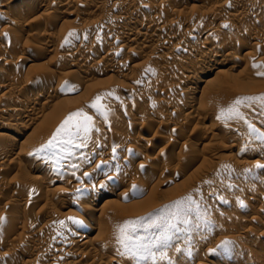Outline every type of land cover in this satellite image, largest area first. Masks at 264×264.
<instances>
[{
  "label": "rangeland",
  "instance_id": "rangeland-1",
  "mask_svg": "<svg viewBox=\"0 0 264 264\" xmlns=\"http://www.w3.org/2000/svg\"><path fill=\"white\" fill-rule=\"evenodd\" d=\"M20 1L21 0L19 1L16 0L15 2H20ZM84 1L86 2V0ZM88 1L90 2L89 3L90 5L91 3L100 4L103 0H95V1L88 0ZM88 1L86 2V4L84 2L83 5L78 6L79 8L76 6L77 8L76 9L75 6H71V4L69 5L64 4L63 3L64 1H61V0H54L55 3H53L52 6L50 5L47 6L48 3H44V1L42 0H33V1L31 0L30 4L26 8H24V10L19 12L20 14L18 13L14 15V18H13L14 21L12 20V22L8 20V17H10L9 16L10 13L6 9H8V7L12 4L13 0H4L3 1L4 5L3 6L1 5L2 7L0 6V38H1L0 39V47H1L0 48V55H1L0 58L3 57V58H7L8 60L11 59L10 61L13 62V64H11L12 62H10V65H4L5 67L0 66V69H2V71H0L1 73L0 85L4 84V82L9 83V81L11 82L13 80L14 81L16 80L17 81L16 83L19 86L18 87L19 92H17L16 94L14 93L13 95L15 98L9 95L10 97L6 98V100L8 99V101L6 100L2 101V99H5L3 97L0 100V104L2 102L3 103L5 102L4 104L7 106V103L9 105V103L11 104L10 101L14 99H18V98L20 99V97L21 98H29V97L39 98L40 97L39 104H38L39 106H36L33 109L30 108L32 111L30 110V112H28L27 115H24V117L23 115L22 116L20 115L18 118L19 120L17 119L18 122L16 121V124H18L16 126H18L19 129L22 130V132L24 130L26 131V133L34 132L35 134L37 133V135L42 134L43 129H41L40 126H37L34 123H31V125L29 126L27 124L29 115L30 117H32V114H33L34 116L32 118H35V116H37V114L40 113L39 117L37 116L38 118L37 117L36 118L42 119L44 122L48 121L46 132L44 133L48 136V139L50 140L57 133V129L61 127L63 121L71 113L82 110L83 112H85L86 114L92 117V127L94 126L95 121H96L97 122L96 124L97 125L100 124L101 126V127L98 126L99 128H104L106 132L108 131L107 132L108 134L106 133L107 136L105 135L104 138L101 137V139L97 138L98 140L95 139L98 142L95 141L96 142L95 145L89 148L87 146L74 147L72 145H65V147L69 146L67 147L68 149L67 151L69 152L72 151V153H74V150H75V153H79V154H84L88 152L93 153L95 158L93 157L94 160L92 159L91 163H88L87 166L90 169L94 165H95L94 167H96L95 169L93 168V170L95 171L91 169L94 172L93 176L87 177V178L86 176H84V173H83L84 170H79L76 167L77 163L80 164L79 161L77 162L75 160L74 161V163H76L75 166L73 168L71 167L72 173L76 172L77 174L76 173L75 174L77 176L80 175L78 176V179L80 180V182L78 181V179L76 180L78 181L79 185L86 183L88 187L87 189H89L88 193L83 191L81 194V192L75 191L73 185L74 184L76 185L77 182L69 181L73 185L68 183L67 181H62V183L60 181V184L59 182L57 183L59 187L61 186V187L66 188L67 186L70 187L71 185V187L73 188L72 191H71L72 188L71 187L69 188L70 195H68V197L70 198L68 200H70L72 204L67 203V206H66V204H62V203L60 204L59 202H56L57 201L56 198H53V195L51 193L46 194L47 191L45 192V189L47 187L45 186V184H41L40 186L38 185L39 188L43 187L42 189L40 188L41 192L43 191V195L40 194L41 195L40 196L38 193H35V192H32L33 194H31V191H30V195L33 196L35 193L38 196L34 195V197L32 198L31 196L30 197L27 196L29 195L28 194L29 190L25 186L27 187L30 186L31 178L39 174L36 172L34 168L27 166L25 162L26 160H24L23 158L22 159L20 158L19 161H17L18 163L16 162V165L14 164V167H13L14 169H12V167L10 166L12 164L6 163L8 160L12 159L14 156L16 157V158L14 157L15 161L20 157V156L18 157L17 155L18 153H20L19 150H18L19 152L17 151V149H19L20 147L17 146L16 147L17 149L16 148L14 149L15 151L11 150V148L10 149L8 148L9 150H5L1 142L3 139L2 138L3 136L7 137V136L14 135L11 133L13 130V127L8 126L10 124L9 123L10 118H11L10 116L13 115L14 109L2 116L0 115V119L2 120V121L0 120V127H2L0 128V139L2 138L0 140V143L2 145V146L0 145V149L3 152H5L4 154H5V161H6L5 162L6 164L3 163L5 164V166H0L1 168L0 175L3 176L2 177L3 180L5 179L6 181L8 180L7 182L13 183V184H10L8 187H4V188L0 187V218L4 217L3 219H0V220L5 222V223L3 222L5 225L2 222H0V264H20L19 262L23 264V262L25 261L30 262V263L32 262V264H38V263L48 264L50 258L49 260H48V257L45 259H42L43 261L40 260L41 258H39L38 255L32 251V246L38 243L39 241L47 240L49 238L50 240L60 239L58 238L60 235H61L60 236L61 238L68 237L67 236L68 233H65V232H64L65 234L63 233L64 223L63 224L60 223L63 220H66V222L65 221L64 222L66 224L69 223V226L72 224L70 226L71 230L73 229V225H74L75 230H72V231L73 232L75 231V234L73 233V237L77 233H84V235H86L88 238H92L96 236L98 234V230H97V227L96 228L94 227V225L97 223L96 221L99 220L98 219L99 212L103 209L102 208L104 207L103 202L108 196H109L108 198L110 200H113L114 203L109 204V208L111 209L106 208L107 211L105 212H109V215L107 213L105 214H107L109 218L107 215H104L101 218V220H99L100 222L99 224L105 225L107 232L109 231L110 234L111 232H113V234H111L112 235L111 242L113 243V249L111 252L104 254L105 256H107V257L104 256L106 260L111 258L112 261H115L112 264H137V262L133 260L132 257L118 253V247L122 248L125 243L129 242L127 240L120 239L121 237L120 227L121 226H123L128 221H141L143 222L144 226L134 225L130 227L127 231L130 233L133 231V229H135L136 235H138L139 237L151 238L154 235L158 234V229L155 227H149L148 225L153 224V223L162 224L163 221L155 219V217L157 216L158 213L162 212L165 206H171L176 201H184L182 208L190 209L189 215L187 217L189 220V223L187 225H184V224L177 225L179 228L182 229V231L176 233V236L172 241V244L174 245V247H170L165 250L167 254L166 259L160 260L159 255H157V260L155 262L151 260H147V261H140V264H262V263L264 264V239H263L264 237L261 239V241H257L258 234L263 232L262 230L264 229V202L259 201L257 199L256 200L252 199V198H255V196L258 194L264 195V167L263 166L257 167L258 164L254 163V160L256 161L262 160L264 162V139L260 138L261 136H264V133L263 134L261 133L264 130V101H260V100L253 101V100L245 99L247 97L264 96V76L257 75L258 72H264V69H263L264 67H259V68L253 67V64H257L256 62L257 61L259 62L260 59L262 60L258 64L261 63L260 65L262 66L264 65V45H263L264 43L261 45L258 44L259 46L258 47L255 46L254 48L252 46L250 47V45L246 43L247 42L246 40L240 39L239 37H240V34H242V32L238 33L237 31L239 30L245 31L247 28H249L246 25V23L248 24L249 22L247 21L246 23H244V20L241 21L240 24L243 22L245 25L244 29H242V27L240 26H244V25H240L238 22H236L237 24H235V22L231 20L232 18H231L230 13L232 14V11L229 9L226 10L227 8L222 10L219 5V4H223L227 6V5L235 4V2H239V1H242L244 4H250V3L257 2L258 0H221V1L220 0H212V1L211 0H173V1L172 0H148L147 1L148 5L152 3L150 4V7L154 3H155L154 6L156 7L160 3V1L162 3L164 2L163 4L160 3V5L162 4V6L158 8L159 10L163 9L161 12V16H159L161 19V23L159 22L157 25H155L156 29H155V26L154 28L150 27L149 30L151 31V33L155 32L156 35H160L163 37L165 36V34L174 35L173 39L168 41L167 46L166 45L163 46L164 49L162 47L161 48L159 47L157 48V50L150 49L152 47V44L149 43L150 44L149 45L148 42L146 44V42L142 43V41H139L138 44L131 45L132 47L125 46L124 48V45L122 44H121L122 46L118 45L119 43L123 41L122 38H121V41L118 39V37H116V39H118L117 41L115 38L109 37L110 40L108 39V37L106 39L102 38V34H103L102 31L109 29L111 27L117 28L116 27L117 25L118 27L123 25L122 22H120L118 19V17H120L119 9L116 7L109 8L108 6L105 7L103 10L99 8L94 9V8H91V6L87 4ZM115 1H118V0H115ZM81 2L83 3V0H81ZM216 2L218 3L217 5H216ZM258 2H262L261 8H260L261 11L259 8H256V10L255 9L253 10V13H264V11H262L264 10V0H259ZM45 4L47 7L45 6ZM48 7L51 8L54 12L51 11V9H48ZM150 10L149 8L148 9L139 8L137 9L135 14H137L138 17L144 16V17L153 18L155 15L157 16V13L159 12V10L158 11L151 10L152 13ZM212 10L219 13L220 19H216V20L213 19L214 21L212 22V20L209 18L207 19V17H204V18L201 17L206 12L209 13V11L211 12ZM225 10L228 12L223 13V11ZM64 11L65 12L68 11V15H63ZM69 11L72 12V15H70ZM52 12L55 14L53 15L54 18H51L53 14ZM90 12L93 14H91ZM28 17L33 19L34 21L33 20L31 21V19H29ZM35 18H38L37 20L39 21H37ZM172 18L174 19V23L172 22L173 23L172 25H174V27L171 26V23H168L169 21H171ZM202 18L204 20H202ZM188 20H190L191 23ZM175 21L177 22L179 27L176 25ZM185 22L188 24L190 23L189 27L191 28V30L195 29L196 32L199 31V33H202V34H204V32L210 28L209 26L214 27L215 29L217 25L219 24V27H222L223 29L216 28L220 31L215 29L217 32L216 34L214 33L215 32L214 30V32H212L213 34L210 33L211 35L210 34L209 36L206 35L207 36V37L205 36L206 42L203 39L201 40V42L198 40H197L198 42H194L195 39H191L190 37L188 38V35L185 32V26L187 25V24L185 25ZM227 22L228 23L234 22L233 24H235V26L237 25L236 29L232 28L234 31L232 29L231 30L227 29L224 25V23L227 24ZM138 23H140L141 25L142 21L139 22L137 18V24ZM27 24H30V25H27ZM142 24L143 25H141V27L146 28L147 25L144 23ZM248 25L251 26V28L253 27L252 28L253 31L256 30L258 34H261L259 30L261 27L259 24L251 25L249 23ZM95 26H97L96 27L97 30L95 29ZM137 26H138L137 28H140L139 25ZM93 27L95 31L94 30L92 31ZM251 28H249V30H251ZM4 29H6L5 32H4ZM85 30L87 33L84 32ZM6 32L7 33L9 32V34H7ZM31 34L33 35L31 36ZM10 35L14 36L16 39ZM18 35L19 37H17ZM36 38L38 39L37 41L34 42ZM48 38L55 39V41L54 40L53 41L56 44L58 43V45L55 46L56 48L51 51L47 48V46H45L46 40ZM218 38H222L225 40L222 42H227L226 40H228V42L230 41V43L236 47H240V46L242 47V44L246 43L248 47H246L247 45L245 47L249 49L248 51L251 53V57H252V58L250 57L249 59L250 64L245 62L246 60L248 61V58H249L248 54L250 56V53L246 50L245 53L248 52L245 56L246 58L243 60L242 59L239 60L240 62L236 61L234 63L235 65L233 69L231 70V72H229L230 76H232L231 79H226L223 82L219 81V85L220 86L222 85L221 87L218 85V83L207 85L205 87L206 88L208 86L209 87L203 91V89L205 88L204 86L202 87V85H200L199 88L195 91L196 92L195 95L192 96V98L194 97V101L193 100L192 101L193 103L196 104V106L194 104L192 106V109L194 110L196 108L198 110L197 106H201L199 107V109L201 108V111H200L201 115H199L200 114L199 113L196 116L197 117L201 116L202 118L203 115L212 113L215 121L214 120L211 121L210 119H206V118L198 119L196 116L192 117L193 115L192 114L190 118L191 120L188 121L189 123L184 125L183 126L184 128L180 127L182 131H181V134H179V136L175 140L176 143H173V145H167V146H165L166 144L164 145L162 141L161 143H159L160 137L170 136L172 132L175 133L176 130L178 129L177 127L180 126L181 120L185 117L184 116L185 113H187V111H188V114L190 113L189 110H186V109L185 110L182 109L183 111L180 110L178 114L176 112L173 113L174 112V111L172 112L173 108H170V107H172V105L174 104L173 102L175 101L174 99L179 97V94L181 97V93H180L181 90L179 89L180 92L175 91L176 93H174L173 92L174 90H173L172 91L173 93L171 94H174V95H170L169 92L168 93L163 92V88L161 87L163 86L162 79H165L164 83L166 84L168 83L170 87H172L174 84L176 85V83L177 85L179 84L178 85L179 87L181 88L184 87L182 85L185 79H182V76H181L182 72H179V71L180 69L182 70V65L186 62V59L184 57L185 55L184 54L182 55L179 52H174L172 53V55H170L168 54V52H171V50L169 49L173 47L176 44V42L179 40H181L182 42L186 40L185 41L186 43L194 42L193 44H199V43L201 44L202 42L206 44L208 42L207 43L208 45L214 43L213 41H215L214 45L216 46V48L215 46H213V44H212V47L215 49H218L220 48L219 46L222 45L221 42L218 41ZM104 40H106V42ZM113 40L115 41V44H117L120 48H117L116 49L117 51H115L116 53L114 52V54L111 56L112 58H109V60L112 62H109V61L106 62V60L103 59L104 50H105L107 43L110 44V42H113L111 43L112 46L113 45L116 46ZM217 41L220 43V45L218 44ZM16 43H18V45ZM143 46H145V48L148 46L149 48L148 47L147 48L150 50L144 49L145 52L147 53L138 54L137 52L140 51V49ZM136 47L140 49L138 50ZM132 48L135 50L134 52L133 50H130ZM80 50L82 52L85 51L84 55L87 56V57L85 56L86 58L84 57L82 59H79L80 61L77 58H71L72 56L75 55V53L81 52ZM151 50L153 52H151V54L150 53L148 54V51L150 52ZM72 53L74 55H72ZM65 55H66V59L64 57ZM69 55L71 57H69ZM62 56L64 57V59ZM253 58L254 59L256 58L255 60L257 59L259 60L254 61ZM72 59L74 60V62H71L73 61ZM251 61L254 63H251ZM178 62L179 63L181 62V63L179 64ZM116 64H117V67L120 66L119 68L121 70L119 68H116L118 70L115 69L111 71V68H108L109 65L116 66ZM77 65L79 67L84 66V68L86 66V68L83 69L81 73L79 72V69H78L79 67ZM74 66H76L77 69L76 67L74 68ZM152 70L153 72L156 70L157 73L156 72L150 73V71ZM198 70L196 69L195 73L198 72V74L197 73L196 74L199 76V73L201 74V70L199 71ZM52 72H55L58 75L56 77L53 76L52 78V74H51ZM233 76L235 78H233ZM11 78L12 79L14 78V79L10 80ZM1 79H2V82L4 80L3 83H1ZM25 79L32 80L34 82L36 81V82L35 83L33 82L27 87L22 86ZM66 82L68 85H74L75 88L73 90H68L65 87ZM224 82L225 83L227 82L226 84L228 86L225 87L226 84L224 85ZM229 82L231 83L229 84ZM213 85L215 89H213ZM124 86L126 89L123 88ZM227 87L230 89H228ZM221 88L222 89L224 88L226 93L223 92L224 90H222ZM208 89L209 90L213 89V90H210L212 92V94H210L211 98L206 99L205 92L207 93L210 92ZM226 89H228V91H226ZM201 90L203 94L200 93ZM1 93H3L2 89H0V94ZM17 94H19L20 96ZM93 95H97L101 97L99 104L105 107V108L103 107L102 109H100L101 112L96 111L97 109L90 107V105L93 103V101L97 97V96L93 97ZM198 96L199 97L201 96V98H199ZM47 97H50L51 101ZM160 98L161 100L163 98H167L168 101L169 99L170 101L173 100L172 101L173 103L171 102L172 105L171 104L169 105L170 103L169 101V103L167 104L168 107L162 104L158 106L157 100ZM211 99H214L215 101L213 102V100ZM237 99L244 100V103L241 105H235L234 102ZM209 100H211L212 102ZM3 103L2 105L4 107ZM40 103L41 105L42 103L44 105V106L42 105L44 113H41L42 110H40V107H41ZM10 107H11L10 105L9 107L7 106L8 110ZM38 108L40 111L38 110ZM202 109H204L205 112L207 111V113H205L204 111L202 113ZM230 109H234V111H230ZM34 110L37 113L34 112ZM104 110H107L106 111L107 113L104 112ZM167 111L169 112L166 114L165 112ZM108 113H109V116L105 118V116H107ZM145 113H149V114L146 115ZM251 114H254L255 116L253 117V115ZM40 115L42 117H40ZM114 115L116 117L118 116L117 118L120 117L119 119L120 121L122 120V123L118 125L116 124L117 126L111 125V126H115V129L113 127V129L110 131L111 129V128L109 129L110 123L109 124L107 123H108V120H110L109 117H114ZM132 116H135V117L137 116L138 120L141 119L140 120L141 124L144 123L146 126H149V129H151V131L149 130V133L148 131L144 132L140 127V123L134 124V121L132 122L131 120ZM162 116L163 118H161ZM167 116L168 117L170 116V117L168 118ZM145 118L146 120L148 119L147 120L148 123L145 120ZM150 118L151 120L149 121ZM161 119L167 120L168 126L166 129H163V128L159 129L157 127ZM22 121L24 123H22ZM200 122H203V123L201 124ZM5 126H8V127H5ZM175 126L177 127L174 128ZM205 126H208L207 129H210L209 126H211L212 129H214L213 133L207 132V129ZM9 127L11 128L9 129ZM23 127H26V129L25 128L23 129ZM5 128L6 129L8 128L9 131L8 129L6 130ZM203 128H205L206 131ZM120 132L122 134L128 135L129 137L130 136L132 137L134 135L136 136V134L144 132L143 134L146 133L144 136L147 138L148 141L142 142L138 145L139 147H137V150L139 151H137L136 153L137 156L136 154H134L135 156L133 155L134 157H133L132 162L129 164H126L128 168L125 167L123 169L124 171H122L120 170L121 166L118 167L119 169L116 171L119 173L121 172L120 176H123V177H121L117 182V180L115 181V179H109V180L106 179L107 178L106 176L108 177L111 175L115 176L113 173L115 171L116 166L118 165L120 161H122V158L128 155L127 153L128 151L126 149L127 143H125L122 140L117 142L113 138V136L115 137L116 135H120ZM23 133L25 134V132ZM187 136H191V138H188ZM110 137L112 138V140H110L111 139ZM185 137L189 139L187 142L185 141L186 140ZM229 137L230 138L232 137V139H230ZM247 137L249 139L251 138L250 146L243 144L244 139ZM62 139H64L63 135L58 137V140H62ZM108 139L110 141H108ZM233 139H234L233 141L234 145L231 147V145L226 142L228 140H233ZM77 140H75V143L80 144L79 139ZM24 143L28 144L26 142ZM24 143H22L20 146L22 145L24 146ZM185 143L189 146V147H186L188 148L187 150L193 151L194 153L193 155H195V157H198V159L196 158L192 160L194 156L192 155L193 156L192 157L188 153L181 154L180 150L182 148L186 150V148L184 147ZM61 146H64V145L61 144ZM113 148H115V153L113 152ZM11 151L13 152L11 153ZM45 151L41 153V156L44 158V155H45L46 158L47 157L49 158L43 159V161L45 160L44 165H50L51 163L56 164L57 162V165H61L60 168H62L64 164H67L68 162L67 160L70 159L69 158L70 155L68 156V159H66L67 158V156H65L67 155L66 153H63L65 155H62L60 154L62 152H59L58 154V152L53 151L52 149L50 150L47 149ZM49 153L50 154L53 153L52 156ZM111 153H112V156L109 155ZM196 153L199 154V156ZM9 154H12V155L9 156ZM104 154L109 155V156L104 157ZM36 155L37 154L33 153L34 158L38 156ZM57 155L62 156L63 158L61 157L57 161L58 159ZM157 155L160 156V158H163V161H162L163 164H161V166L159 164L155 165L154 166L155 169L153 168L152 170H148L144 172V174L140 175L139 172L141 171L140 168H141L142 163ZM109 157L112 159H110ZM190 157L192 159H190ZM6 158H8V160H6ZM97 158L101 160L97 161ZM201 158H202V161L206 159L205 162H201ZM108 159H109V162L107 161ZM102 160H105V162L103 163ZM97 162H99L100 164H98ZM74 163L71 165L73 166ZM243 163H246V164H243ZM7 164H8V167H11V168H8ZM97 164L100 166L99 168H97ZM18 166H20V169ZM75 167L77 169H75ZM164 168H169L170 170L169 169L165 170ZM4 170L6 173L4 172ZM116 171H115V174L117 175L118 173ZM121 180H123L122 181L123 184L124 182H126V183H129L130 186H128L125 189L124 186L123 187L121 186L123 185ZM104 181H106L107 184H105ZM66 182L68 183L67 186H66ZM102 182H104L103 185H101ZM15 183H17L16 184L17 186L15 185ZM104 184H105V187H104ZM43 185L45 186V188ZM39 188L37 189L39 190ZM106 188H108L109 190H107ZM11 190L17 193V197L19 194L20 198L22 194L24 195L26 192L28 193L22 196L21 199L16 198V200H14V198L10 199L11 194L13 193ZM120 192L122 193L119 194ZM44 193L46 194V196H44L45 195ZM88 194L91 195L92 197L89 196ZM102 196L104 197L102 198ZM189 196L192 197V201H194V203L189 202L186 199ZM27 197L30 200L32 199L34 200L36 197L38 199L36 198L34 202L32 200L31 202H29V204L28 202H26V205L24 203V206H23L24 201L26 200L30 201L26 199ZM219 197H223V201L219 199ZM91 198L95 200L92 201ZM88 199L91 200V204L89 203V208H87V210L86 209L85 210L77 209V211L76 209L75 211L73 210L76 202L85 203L86 200ZM246 199L250 201V205L249 207L247 206V208L244 209L243 208L244 206L243 207L240 206V201L243 200L244 202V200L246 201ZM13 200L19 203L23 200L24 201L20 204L17 203L16 205V202H13ZM252 202L253 203L255 202V203L251 204ZM259 207H261L262 209ZM112 208L115 209V211H117V215L120 211L122 213L121 216H118V218L116 217L114 219H110L111 218L110 213H114V210ZM170 210L172 212L176 211L175 208H171ZM70 211L71 213L75 212L73 213L74 217H72L73 214L71 215ZM26 213L28 215H26ZM16 214L18 215L22 214L23 216L22 218H25V216L28 217V219H24L25 222L26 220H28V222L24 223L21 220L22 223L20 221L19 223L18 221H15L16 220L15 218L13 220L12 218ZM61 217L63 218V220L61 219ZM79 217L80 218L87 217L89 218V220L91 219L89 222L91 224L89 225L94 224L93 227L95 229L90 230L91 227L90 228L88 227L89 229L88 230L87 227L86 228L81 227V223H78V224L73 223L74 220L80 221ZM96 217L98 220L95 219ZM150 217L152 219H149ZM6 218H9L10 221ZM50 218L51 220H49ZM108 219L110 220L108 221ZM253 219L254 220L259 219L262 225L259 224L260 227H258L257 224H253V227L250 228L252 230L249 229L250 230L249 231L248 228H246L248 224L247 222L252 221ZM53 220L54 221L56 220V221L54 222ZM94 220H95V223H94ZM6 222H8L7 225H6ZM10 222L11 224L13 222L15 224L13 223L14 225L10 226L11 225L9 224ZM48 222L50 223V225L53 222L52 226L54 229L53 228L52 229L54 231L50 228V230H52L53 232L50 231L49 233V228L47 229L49 224L48 225L46 224ZM25 224L27 227H30L28 228V230L27 228H24L27 230L26 232L25 230H23V227L21 228V226L22 225L25 226ZM43 228H46V229H43ZM81 228H84L85 230ZM257 229L258 230L260 229L259 232ZM55 230L58 232H56ZM57 233H60V234L58 235ZM54 234L55 235L57 234L58 237L56 236L53 238ZM104 235L106 236V234L102 232L100 234V238L104 239L105 237ZM9 236H12V237L9 238ZM14 236L15 238L17 237L18 240H19V237L23 238V241H22L23 244H21L22 247H20L19 245H16L18 244V240L15 238H14L15 239L14 243H11L12 242L11 240H14L13 239ZM3 238L5 239L7 238V240L5 241V239L3 240ZM1 239L3 240L2 242L4 241L5 242L1 243ZM73 239H76V238H73ZM8 240H10L11 242L10 241H9L10 243L7 242ZM225 241L230 242L229 243V247L231 248L230 256L224 255L223 249L220 247L221 245L224 244ZM93 247L94 248L92 249V251L89 250L88 253L90 252L91 254V253L98 252L99 256L103 258V253L97 251L96 245ZM176 248H179L180 251H176L175 250ZM115 250L117 253L115 252ZM60 252L61 253L59 252L56 253V256H59L57 260L58 264H101L98 261L91 263V258H88L90 256H88L87 250L82 251V248L78 246V243L74 244L72 248H70V250L68 251V255H63L64 253L63 250H61ZM259 259L260 260L263 259V260L260 261Z\"/></svg>",
  "mask_w": 264,
  "mask_h": 264
},
{
  "label": "bare ground",
  "instance_id": "bare-ground-1",
  "mask_svg": "<svg viewBox=\"0 0 264 264\" xmlns=\"http://www.w3.org/2000/svg\"><path fill=\"white\" fill-rule=\"evenodd\" d=\"M3 1L4 0H0V6L2 5H4V3H3ZM16 0H13V2H12V4L8 7V9H6L9 13H10V17H8V20L9 21H11L12 22V20H13V18H14V15L15 14H18L20 11H22V10H24V8H26L29 4H30V2H31V0H21L20 2H15ZM19 1V0H18ZM33 1V0H32ZM42 1H44V3H48L47 4V6L48 5H50V6H52V4L53 3H55L54 2V0H42ZM46 1V2H45ZM61 1H64L63 3L64 4H71V6H75V8H76V6L78 7V6H80V5H83L84 4V0H83V3L81 2V0H61ZM88 0H86V2H87ZM95 1V0H94ZM147 1L148 0H118V1H115V0H103L100 4H94V3H91L90 5H89V1H88V5L89 6H91V8H94V9H104L105 7H116V8H118L119 9V15H120V17H118V19H119V21L120 22H122V24L123 25H121L120 27H118V25L116 26L117 28H109V29H106V30H104V31H102L103 32V34H102V38H104V39H106L107 37H108V39H109V37L110 38H115L116 39V37H118V39L121 41V38L123 39V41L121 42V43H119L118 45H120V46H122V45H124V48H125V46H131V45H136V44H138L139 43V41H142V43H145L146 42V44H147V42H148V44L150 43V44H152V47L150 48V49H152V50H154V49H156L157 50V48H163L164 49V45H166L167 46V44H168V41L169 40H171V39H173V37H174V35L173 34H165V36L163 37V36H160V35H156L155 34V32H153V33H151V31L149 30V28L150 27H152V28H154V26L155 25H157L159 22L161 23V19H160V17L159 16H161V12H162V10L163 9H158L160 6H162V4L164 3H162L161 1H160V3H162L161 5H160V3L158 4V6H154V4L153 5H151V7H150V4H152V3H150V2H152V1H150L149 3V5L147 4ZM173 1V0H172ZM212 1V0H211ZM221 1V0H220ZM259 1V0H258ZM254 2V3H250V4H244L242 1H239V2H235V4H232V5H227V6H225V5H223V4H219L220 5V8L223 10V9H225V8H227L226 10H231L232 11V14L230 13V15H231V20L232 21H234L235 22V24H237L236 22H238L239 24H240V22L241 21H243L244 20V23H246L247 21L252 25H254V24H259L260 25V32H261V34H258V32H256V30L255 31H253V27L251 28V26H249L247 23H246V25L249 27V28H251V30H249V28H245L246 30L244 31H240L239 29V31H237L238 33H240V32H242V34H240V39H242V40H246L247 42L246 43H248V45H250V47L252 46V47H254L255 48V46H259L258 44H263L264 43V35H263V33H264V13H253V10L255 9L256 10V8H261V3L262 2ZM86 2H85V4H86ZM156 2V1H155ZM167 2V1H166ZM206 2V1H205ZM242 2V3H241ZM38 3V2H37ZM43 3V2H42ZM82 3V4H81ZM178 3V2H177ZM210 3V2H209ZM215 3V2H214ZM213 3V4H214ZM223 3V2H222ZM226 3V2H225ZM246 3V2H245ZM40 4V3H39ZM181 4V3H180ZM211 4V3H210ZM218 3L216 2V5H217ZM223 5V6H222ZM1 6V7H2ZM36 6V5H35ZM45 6H46V4H45ZM46 6V7H47ZM67 6V5H66ZM70 6V7H71ZM85 6V5H84ZM87 6V5H86ZM164 6V5H163ZM79 8V7H78ZM82 8V7H81ZM141 9V8H149V10L151 9L152 11H158L159 10V14L157 13V16L155 15L153 18H150V17H144V16H141V17H138L137 16V14H135L136 13V11H137V9ZM162 8V7H161ZM218 8V7H217ZM48 9H51V8H49L48 7ZM74 9V8H73ZM77 9V8H76ZM208 9V8H207ZM106 10V9H105ZM122 10V11H121ZM150 10V11H151ZM167 10V9H166ZM215 10V9H214ZM214 10H212L211 12L209 11V13H205V14H203L201 17H207V19L209 18V19H211L212 20V22L214 21L213 19H220V15H219V13H217V12H215ZM223 11V13L224 12H228V11ZM51 11H53L52 9H51ZM72 11V10H71ZM90 11V10H89ZM117 11V10H116ZM152 11H151V13H152ZM260 11H261V9H260ZM259 11V12H260ZM262 11H264V10H262ZM54 12V11H53ZM52 12V13H53ZM70 12V11H69ZM98 12V11H97ZM33 13V12H32ZM91 13V12H90ZM150 13V12H149ZM20 14V13H19ZM89 14V13H88ZM91 14H93V13H91ZM118 14V13H117ZM143 14V13H142ZM174 14H175V12H174ZM30 15V14H29ZM53 15H55L54 13L52 14V16H51V14H50V16H51V18H54V16ZM57 15V14H56ZM63 15H68V11L67 12H63ZM70 15H72V12H70ZM74 15V14H73ZM168 15V14H167ZM180 15V14H179ZM195 15V14H194ZM20 16V15H19ZM28 16V15H27ZM134 16H136V17H134ZM39 17V16H38ZM62 17V16H61ZM64 17V16H63ZM76 17V16H75ZM98 17V16H97ZM116 17V16H115ZM193 17V16H192ZM197 17V16H196ZM200 17V18H201ZM10 18V19H9ZM29 18V17H28ZM137 18H138V21L140 22V21H142V23H144V24H146L147 26H146V28H143V27H141V25H143L142 23H141V25H140V23H138L137 24ZM190 18H191V16H190ZM202 18V20H204ZM29 19H31V18H29ZM36 20L38 19V18H35ZM48 19H50V18H48ZM83 19V18H82ZM107 19V18H106ZM115 19H117V18H115ZM114 19V20H115ZM173 19V18H172ZM172 19H171V21H169L168 23H171V26H173L174 27V25H172L173 23H174V19H173V21H172ZM194 19V18H193ZM198 19H199V17H198ZM227 19V18H226ZM33 19H31V21H32ZM53 20V19H52ZM79 20V19H78ZM165 20V19H164ZM197 20V19H196ZM14 21V20H13ZM34 21V20H33ZM37 21H39V20H37ZM49 21H51V20H49ZM118 21V22H119ZM176 21H177V19H176ZM175 21V22H176ZM179 21V20H178ZM186 21V20H185ZM189 22H190V20H188ZM25 22V21H24ZM78 22V21H77ZM173 22V23H172ZM182 22V21H181ZM187 22V21H186ZM185 22V32H186V34L188 35V38L190 37L191 39H195L194 40V42H198V41H200L201 42V40L203 39L204 41L206 40V38H205V36L206 35H208L209 36V34L210 33H212V32H214V30L216 29V28H218V29H221L222 27H219V24L217 25V27L214 29V27H211V26H209L210 28L207 30V31H205L204 32V34H202V33H199V31L198 32H196L195 31V29L193 30H191V28L189 27L190 26V23L188 24V23H186ZM219 22V21H218ZM234 22H230V23H228L227 22V24L226 23H224V25H227V29H236V27H237V25L235 26V24H233ZM17 23V22H16ZM34 23H36V22H34ZM41 23V22H40ZM51 23V22H50ZM63 23V22H62ZM68 23V22H67ZM243 23V22H242ZM240 24V25H244V23L243 24ZM14 24V23H13ZM32 24V23H31ZM49 24V23H48ZM94 24V23H93ZM209 24V23H208ZM27 25H30V24H27ZM47 25V24H46ZM78 25V24H77ZM120 25V24H119ZM137 25H139L140 26V28H137L138 26ZM176 25L178 26V24H177V22H176ZM212 25V24H211ZM221 25V24H220ZM223 25V24H222ZM239 25V26H240ZM91 26V25H90ZM114 26V27H115ZM170 26V25H169ZM176 26V27H177ZM207 26V25H206ZM34 27V26H33ZM96 27L97 26H95V29H96ZM179 27V26H178ZM224 27V26H223ZM240 27H242V29H244V27H245V25L244 26H240ZM8 28V27H7ZM51 28V27H50ZM151 28V29H152ZM170 28V27H169ZM225 28V27H224ZM37 29V28H36ZM155 29H156V26H155ZM161 29V28H160ZM172 29V28H171ZM184 29V28H183ZM218 29H216V30H218ZM223 29V28H222ZM232 29V30H233ZM5 30L6 29H4V32H5ZM10 30V29H9ZM44 30V29H43ZM80 30V29H79ZM94 30V27L92 28V31ZM97 30V29H96ZM216 30H215V34L217 33L216 32ZM95 31V30H94ZM195 31V32H194ZM218 31H220V30H218ZM234 31V30H233ZM31 32V31H30ZM38 32V31H37ZM37 32H36V34H37ZM75 32V31H74ZM84 32H86V30L84 31ZM97 32V31H96ZM164 32V31H163ZM7 33V32H6ZM11 33V32H10ZM16 33V32H15ZM23 33V32H22ZM87 33V32H86ZM3 34V33H2ZM7 34H9V32L7 33ZM12 34V33H11ZM76 34V33H75ZM213 34V33H212ZM4 35V34H3ZM33 34H31V36H32ZM177 35V34H176ZM211 35V34H210ZM10 36H12V35H10ZM21 36V35H20ZM43 36V35H42ZM53 36V35H52ZM77 36V35H76ZM86 36V35H85ZM84 36V37H85ZM12 37H14V36H12ZM17 37H19V35L17 36ZM27 37V36H26ZM35 37V36H34ZM55 37V36H54ZM78 37V36H77ZM90 37V36H89ZM207 37V36H206ZM15 38V37H14ZM39 38V37H38ZM38 38H36L35 40H34V42L35 41H37V39ZM205 38V39H204ZM217 38V37H216ZM222 38H223V36H222ZM222 38H218V41H220L221 42V44L222 45H220V43L218 42V44L220 45L219 47L220 48H218V46H217V48L218 49H215L216 48V46L214 45V43H215V41H213L214 43H212L213 44V46H215V48H213L212 47V44H210V45H208L207 43L205 44V43H199V44H193V43H186L185 41H181V40H179V41H177L176 42V44L173 46V47H171L169 50H171V52H168V54H170V55H172V53H174V52H179V53H181L182 55L184 54L185 56V59H186V62L182 65V70L180 69V71L179 72H182L181 73V76H182V79H185V81L183 82V85L182 86H184L183 88H181V87H179L178 85H177V83H176V85L174 86H172V87H170L169 86V84L167 83H164V80L165 79H162V81H163V83H162V85L163 86H161L162 88H163V92H169V94L170 95H174V94H171V93H176L175 91H178V92H180L179 91V89L181 90V97H180V94H179V97L178 98H175L174 100L175 101H173L174 102V104L172 105L171 104V102L172 101H170V99H169V101H170V103H169V101H168V99L167 98H163L162 100H161V98L160 99H158L157 100V104H158V106L159 105H164V106H167V104L169 103V105L171 104L172 105V107H170V108H173V110H172V112L173 113H179L180 112V110H189V114H188V111H187V113H185V117L182 119V118H180V119H182L181 120V123H180V126H175L174 128H178L177 130H176V132L174 133V132H172V134H170V136H165V137H160L159 138V140H160V142L159 143H161V141H162V143H164V145L165 146H167V145H173V143H176L175 142V140L177 139V137L179 136V134H181V128L184 126V125H186L187 123H189L188 121L189 120H191L190 118H191V115H192V117L193 116H196L197 114H199V115H201V108L199 109V107H201V106H197V108H198V110H199V112H198V110L195 108L194 110L192 109V106L195 104V103H193V101H194V97L192 98V96L193 95H195V91L199 88V86L200 85H202V87L204 86V88L205 89H203V91L204 90H206L207 88L205 87V86H207V85H212V84H217L218 83V85H219V81H225L226 79H231L232 78V76H230V73L229 72H231V70L233 69V67H234V63L236 62V61H239V60H243V59H245L246 57V54L249 52L248 50V48H246V47H248V45L246 44V43H244V44H242V47L240 46V47H236V46H233L231 43H230V41L228 42V40H226L227 42H222V41H225L224 39H222ZM226 38V37H225ZM1 39V38H0ZM16 39V38H15ZM27 39V38H26ZM28 39H30V38H28ZM46 39V38H45ZM92 39V38H91ZM118 39H116V41L118 40ZM7 40V39H6ZM55 41V39H50V38H48L47 40H46V45L45 46H47V48L51 51V50H53V49H55L56 47L55 46H57L58 45V43L56 44L54 41ZM110 40V39H109ZM175 40V39H174ZM198 40V41H197ZM2 41V40H1ZM10 41V40H9ZM56 41H58V40H56ZM88 41V40H87ZM86 41V42H87ZM105 42H106V40H104ZM108 41V40H107ZM114 41V40H113ZM208 41V40H207ZM263 41V42H262ZM39 42V41H38ZM72 42V41H71ZM206 42V41H205ZM216 42V43H217ZM258 42H260V43H258ZM262 42V43H261ZM92 43V42H91ZM94 43V42H93ZM111 43H113V42H110V44H106V47H105V50H104V60H106V62L107 61H109V62H112V61H110L109 60V58H112L111 56L114 54V52L115 51H117L116 49L117 48H120L117 44H115V41H114V44L116 45V46H112V44ZM116 43H118V42H116ZM17 45H18V43H16ZM39 44V43H38ZM122 44V45H121ZM145 44V45H146ZM149 44V45H150ZM217 44V45H218ZM15 45V44H14ZM94 45V44H93ZM105 45V44H104ZM141 45V44H140ZM247 45V46H246ZM264 45V44H263ZM24 46V45H23ZM118 46V47H117ZM246 46V47H245ZM132 47V46H131ZM148 47V46H147ZM145 48V46H143L141 49H140V51H138L137 52V50H136V52L138 53V54H141V53H147V52H145V50L144 49H146V50H150V49H148V48ZM1 48V47H0ZM19 48V47H18ZM17 48V49H18ZM121 48H123V47H121ZM127 48V47H126ZM137 48V47H136ZM169 48V47H168ZM253 48V49H254ZM134 49H135V47H134ZM133 48L132 49H130V50H133V52L135 51ZM138 49V48H137ZM138 49V50H139ZM258 49V48H257ZM9 50V49H8ZM13 50V49H12ZM15 50V49H14ZM72 50V49H71ZM148 51V54L150 53L151 54V52H153V51ZM168 50V49H167ZM248 51V52H246L245 53V51ZM6 51V50H5ZM81 51V50H80ZM101 51V50H100ZM128 51H129V49H128ZM12 52V51H11ZM84 52L85 51H81V52H78V53H75V55L72 53V55H74V56H70L69 55V57H71V58H77L78 60L79 59H82V58H84L86 55H84ZM132 52V51H131ZM254 52V51H253ZM88 53V52H87ZM116 53V52H115ZM164 53V52H163ZM250 53V52H249ZM156 54V53H155ZM88 55V54H87ZM1 56V55H0ZM137 56V55H136ZM159 56V55H158ZM169 56V55H168ZM167 56V57H168ZM63 57V56H62ZM65 57V59H66V55L64 56ZM64 57H63V59H64ZM68 57V56H67ZM87 57V56H86ZM85 57V58H86ZM148 57V56H147ZM150 57V56H149ZM165 57V56H164ZM183 57V56H182ZM248 61L246 60H244L246 63H248V64H250L249 62V59H250V57H251V53H250V56H249V54H248ZM254 57V56H253ZM163 58V57H162ZM166 58V57H165ZM164 58V59H165ZM170 58V57H169ZM252 58V57H251ZM14 59V58H13ZM68 59H70V58H68ZM67 59V60H68ZM76 59V60H77ZM163 59V60H164ZM254 59V58H253ZM253 59H252V61H253ZM256 59V58H255ZM254 59V61H257V60H259V59H257V60H255ZM11 60V59H10ZM10 60H8L7 58H3V57H1L0 58V66H4V65H10V62H12V61H10ZM56 60V59H55ZM73 60V59H72ZM77 60V61H78ZM85 60V59H84ZM167 60V59H166ZM173 60V59H172ZM179 60V59H178ZM261 60L262 59H260V61L259 62H261ZM14 61V60H13ZM70 61V60H69ZM80 61V60H79ZM86 61V60H85ZM162 61V60H161ZM171 61V60H170ZM180 61V60H179ZM251 61V63H254V62H252ZM16 62V61H15ZM68 62V61H67ZM71 62H74V60L73 61H71ZM240 62V61H239ZM258 61L256 62L257 63V65H260V64H258L259 63ZM263 62V61H262ZM105 63V62H104ZM179 63V62H178ZM181 63V62H180ZM179 63V64H180ZM11 64H13V62L11 63ZM84 64V63H83ZM82 64V65H83ZM120 64V63H119ZM122 64V63H121ZM237 64V63H236ZM72 65H74V64H72ZM71 65V66H72ZM78 65H80V64H78ZM77 65V66H78ZM86 65V64H85ZM125 65V64H124ZM70 66V67H71ZM119 66V65H118ZM175 66V65H174ZM237 66V65H236ZM244 66V65H243ZM248 66H250V65H248ZM251 66H252V64H251ZM264 66V65H263ZM5 67V66H4ZM10 67V66H9ZM13 67V66H12ZM73 67V66H72ZM76 66H74V68H75ZM79 67V66H78ZM107 67H108V65H107ZM120 67V66H119ZM119 67H117V64H116V66H114V65H109V67L108 68H111V71H113V70H115L116 68H119ZM133 67V66H132ZM166 67V66H165ZM18 68V67H17ZM85 68H86V66H85ZM84 68V66H82V67H79L78 69H79V72H81L82 73V71H83V69H85ZM175 68V67H174ZM200 68V69H199ZM251 68H253V67H251ZM76 69H77V67H76ZM120 69V68H119ZM139 69V68H138ZM201 70V74L199 73V76L197 75L198 74V72H196L195 73V70ZM245 69V68H244ZM264 69V68H263ZM109 70V69H108ZM107 70V71H108ZM116 70H118V69H116ZM121 70V69H120ZM119 70V71H120ZM175 70V69H174ZM198 70V71H199ZM0 71H2V69H0ZM78 71V70H77ZM92 71V70H91ZM159 71V70H158ZM171 71V70H170ZM85 72V71H84ZM83 72V73H84ZM114 72H116V71H114ZM153 72V70L152 71H150V73H152ZM154 72H156V70L154 71ZM153 72V73H154ZM174 72V71H173ZM178 72V73H179ZM77 73V72H76ZM135 73V72H134ZM157 73V72H156ZM171 73V72H170ZM3 74V73H2ZM17 74V73H16ZM52 74V78H53V76L54 77H56L58 74L57 73H55V72H52L51 73ZM73 74V73H72ZM137 74V73H136ZM146 74V73H145ZM149 74V73H148ZM164 74V73H163ZM0 75H1V73H0ZM47 75H49V74H47ZM129 75V74H128ZM142 75V74H141ZM152 75H154V74H152ZM161 75V74H160ZM166 75V74H165ZM16 76V75H15ZM49 76H51V75H49ZM87 76V75H86ZM159 76V75H158ZM168 76V75H167ZM78 77V76H77ZM170 77V76H169ZM2 78V77H1ZM31 78V77H30ZM163 78V77H162ZM165 78V77H164ZM233 78H235L234 76H233ZM4 79V78H3ZM14 79V78H13ZM12 78L10 79V80H13ZM32 79V78H31ZM45 79V78H44ZM43 79V80H44ZM51 79V78H50ZM64 79V78H63ZM68 79V78H67ZM157 79V78H156ZM5 80V79H4ZM4 80H3V82H4ZM33 80V79H32ZM32 80H26L25 79V81H24V83L22 84V86H29L30 84H32L34 81H32ZM161 80V79H160ZM167 80V79H166ZM8 81V80H7ZM38 81H40V80H38ZM42 81V80H41ZM66 81V80H65ZM85 81V80H84ZM159 81V80H158ZM161 81V82H162ZM2 82V79H1V83H3ZM17 81L15 80H13V81H9V83L8 82H4V84H2V85H0V89H2L3 90V93H1L0 94V100L4 97L5 99H2V101H5L6 100V98H9L10 96L9 95H11L12 97H14L13 95H14V93L16 94L17 92H19L18 90V85H17V83H16ZM36 82V81H35ZM34 82V83H35ZM56 82H57V80H56ZM5 83H7V84H5ZM18 83H19V81H18ZM227 83V82H226ZM225 82H224V85L226 84ZM231 82H229V84H230ZM156 84V83H155ZM220 84H221V82H220ZM122 85V84H121ZM166 85H167V87H166ZM171 85V84H170ZM21 86V85H20ZM217 86V85H216ZM215 86V87H216ZM220 86V85H219ZM222 86V85H221ZM220 86V87H221ZM226 86H228L227 84L225 85V87ZM230 87V86H229ZM123 88H125V86L123 87ZM161 88V89H162ZM228 88V87H227ZM126 89V88H125ZM131 89V88H130ZM213 89H215L214 88V85H213ZM213 89H210V90H213ZM220 89V88H219ZM222 89V88H221ZM228 89H230V88H228ZM228 89H226V91H228ZM232 89V88H231ZM134 90V89H133ZM174 90V91H173ZM209 90V89H208ZM209 90V91H210ZM222 90H224V88L222 89ZM21 91V90H20ZM131 91V90H130ZM136 91V90H135ZM173 91V92H172ZM2 92V91H1ZM177 92V93H178ZM211 92V91H210ZM210 92H205L206 94V99H209V98H211V95L210 94H212V92L210 93ZM215 92V91H214ZM219 92H220V90H219ZM223 92H225V90L223 91ZM21 93V92H20ZM135 93V92H134ZM200 93L201 94H203V92H202V90L200 91ZM221 93H222V91H221ZM226 93V92H225ZM31 94V93H30ZM95 94V93H94ZM17 95H19V94H17ZM16 95V96H17ZM38 95H40V94H38ZM48 95V94H47ZM204 95V96H205ZM216 95V94H215ZM6 96H8V97H6ZM20 96V95H19ZM94 96H97V95H93V97ZM202 96V95H201ZM201 96L199 97V98H201ZM12 97H11V99H12ZM33 97V96H32ZM42 97H43V95H42ZM50 97H52V96H50ZM50 97H47V98H49V100L51 101V99H50ZM213 97V96H212ZM15 98V97H14ZM40 98V97H39ZM39 98H37V97H33V98H21L20 97V99L18 98V99H14V100H12V101H10L11 102V104L9 103V105L11 106L10 108H9V110H8V108H7V106L9 107V105H8V103H7V106L4 104V107H3V105H2V103L0 104V106H1V108H0V115L2 116V115H4V114H6V113H8V112H10V111H12L13 109V111H14V113H13V115L12 116H10L11 118H10V124L8 125V126H12L13 127V130H12V132H11V130H10V132L12 133V134H14V135H11V136H7V137H2L1 139H2V144H3V148L5 149V150H9L10 148H11V150H14L17 146L18 147H20L19 149H17V151L19 150L20 151V153H18L17 155H18V159L15 161V159H14V157L12 158V159H10V160H8V158H6V160H8L7 162L5 161V152H3L1 149H0V166H5V164L6 163H8V164H12V165H10L11 167H12V169H14L13 167H14V164L16 165V162L17 161H19V159L21 158H23L24 160H26L25 162H26V164H27V166H29V167H31V168H34L35 170H36V172L39 174V175H36V176H32L33 178H31V185L30 186H28V187H30V188H28L27 186H25L28 190H29V193L28 192H26L25 194H29V195H27V196H31V198L32 197H34V195L35 196H38L37 194H35V193H38L39 195L40 194H42L43 195V191L41 192V190H40V188L42 189L43 187H38V185L40 186L41 184H45V186L47 187L46 189H45V192H46V194L47 193H51L52 195H53V198H56V202H59L60 204L62 203V204H66V206H67V203H71L70 202V200H68V199H70L69 197H68V195H70L69 193H70V191H69V188L71 187V185H70V187L69 186H67V184L68 183H70V182H77V184L75 185H73L72 183H70V184H72L73 185V187H74V190L75 191H77V192H81V194H82V192L83 191H85L86 193H88L89 191V189H87L88 187H87V185H86V183H83V184H80L79 185V183H78V181L80 182V180L78 179V176H80V175H76L77 173L76 172H74V173H72V169H71V167L73 168L74 166H75V164L76 163H74V161L76 160L77 162L79 161L80 162V164H78L77 163V165H76V167L79 169V170H84V176H86V178L87 177H91V176H93V171H95V170H93V168L95 169L96 167H91V169L93 170H91L90 168H88V163H91V160L93 159L94 160V155H93V153H90V152H88V153H84V154H79V153H75V150H74V153H72V151L71 152H69V151H67L68 149H67V147H69V146H67V147H65V145L64 146H59V147H57V148H55V149H52L53 151H56V152H58V154H59V152H62V153H60V154H62V155H65V154H63V153H66L67 155H65V156H67V158L66 159H68V156H69V158L70 159H68L67 161V164H64L63 165V167L62 168H60V166L61 165H57V162H56V164H54V163H51L50 165H44V161H43V159H45L46 158V156L44 155V158L41 156V153L42 152H38L37 150L38 149H40L42 146H44V145H46L47 143L46 142H48L49 141V139H48V136L44 133V132H46V127H47V122H44L42 119H37L38 117H39V114H37V116H35V118H32L34 115L32 114V117H30V115H29V119L27 120V124H28V126L29 125H31V123H34L35 125H37V126H40L41 127V129H43V133L42 134H38L37 135V133L35 134L34 132H27L26 133V131H24L23 130V132H25V134L22 132V130H20L19 129V127L18 126H16V125H18V124H16V121H17V119L19 118V116L21 115H23V117H24V115H27V113L28 112H30V110L31 109H33V108H35L36 106H39L38 104H39ZM172 98H173V96H172ZM198 98V99H199ZM215 98V97H214ZM103 99V98H102ZM216 99H217V97H216ZM94 100V99H93ZM193 100V101H192ZM211 100H213V102L215 101L214 99H211ZM211 100H209V101H211ZM6 101H8V99L6 100ZM116 101V100H115ZM197 101V100H196ZM94 102V101H93ZM152 102H153V100H152ZM156 102V101H155ZM172 102V103H173ZM212 102V101H211ZM47 104V103H46ZM40 105H41V103H40ZM42 105H43V103H42ZM41 105V107H40V110H42V112L41 113H44V111H43V106ZM195 106H196V104H195ZM209 106V105H208ZM110 107V106H109ZM168 107V106H167ZM31 108V109H30ZM105 108V107H104ZM102 109V108H101ZM108 109V108H107ZM205 109V108H204ZM204 109H202V113H203V111L205 112V110ZM37 110V109H36ZM38 110H39V108H38ZM39 110V111H40ZM110 110V109H109ZM176 110V111H175ZM182 110V111H183ZM32 111V110H31ZM97 111V110H96ZM100 111V110H99ZM107 110H104V112H106ZM147 111V110H146ZM145 111V112H146ZM166 111V110H165ZM170 111V110H169ZM169 111H167V112H165L166 114L169 112ZM34 112H36L35 110H34ZM101 112V111H100ZM213 112V111H212ZM250 112V111H249ZM37 113V112H36ZM103 113V112H102ZM107 113V112H106ZM164 113V114H165ZM171 113V112H170ZM205 113H207V111L205 112ZM31 114V113H30ZM144 114V113H143ZM146 115H148L149 113H145ZM152 114V113H151ZM150 114V115H151ZM158 114V113H157ZM172 114V113H171ZM176 114V115H177ZM36 115V114H35ZM107 115V114H106ZM168 115H170V114H168ZM182 115V114H181ZM203 115V114H202ZM251 115H253V117L255 116L254 114H251ZM42 116H43V114H42ZM41 115H40V117H42ZM45 116V115H44ZM103 116V115H102ZM109 116V113H108V115L107 116H105V118H107ZM113 116V115H112ZM137 116H138V114H137ZM137 116L135 117V116H132V118H131V120H132V122L134 121V124L136 123V124H138V123H140V127H141V129L145 132V131H148V133H149V130L151 131V129H149V126H146L144 123H142L141 124V122H140V120L141 119H139L138 120V118H137ZM142 116V115H141ZM37 117V118H36ZM118 117V116H117ZM115 115H114V117H109L110 118V120H108V123L107 124H109L110 123V127H109V129H110V131L113 129V127H114V129H115V126H111V125H118V124H120V123H122V120L120 121V117L119 118H117ZM145 117V116H144ZM152 117V116H151ZM154 117V116H153ZM165 117H166V115H165ZM168 117V116H167ZM170 117V116H169ZM168 117V118H169ZM197 117V116H196ZM216 117V116H215ZM26 118V117H25ZM143 118V117H142ZM148 118V117H147ZM161 118H163V116L161 117ZM198 119H200L201 118V116L199 117H197ZM202 118H206V119H210L211 121H213L214 120V117H213V114L211 113V114H206V115H203V117ZM201 118V119H202ZM27 119V118H26ZM194 119V118H193ZM197 119V120H198ZM1 120V119H0ZM19 120V119H18ZM100 120V119H99ZM143 120V119H142ZM145 120H146V118H145ZM144 120V121H145ZM148 120V119H147ZM146 120V121H147ZM151 120V118L149 119V121ZM169 120V119H168ZM2 121V120H1ZM98 121V120H97ZM107 121V120H106ZM139 121V122H138ZM202 121V120H201ZM215 121V120H214ZM217 121V120H216ZM4 122V121H3ZM7 122V121H6ZM18 122V121H17ZM124 122V121H123ZM129 122H131V121H129ZM191 122V121H190ZM199 122V121H198ZM22 123H24L23 121H22ZM97 122L95 121V124H94V126L93 127H91L90 128V130L87 132V133H85V132H81V134H80V139H79V143L80 144H82L81 146H87L88 148L89 147H92V146H94L95 145V143L96 142H98V141H96L95 139H101V137H103L104 138V136L106 135L107 136V132H106V130L104 129V128H99L98 126H100V124H96ZM147 123H148V121H147ZM177 123V122H176ZM201 124L203 123V122H200ZM215 123H217V122H215ZM33 124V125H34ZM106 124V123H105ZM106 124V125H107ZM33 125H32V127H33ZM96 125H97V127H96ZM103 125H104V123H103ZM116 125V126H117ZM125 125V124H124ZM189 125V124H188ZM217 125V124H216ZM218 125H219V123H218ZM4 126V125H3ZM8 126H5V127H8ZM167 126H168V122H167V120H163V119H161L160 121H159V124H158V128L160 129V128H163V129H166L167 128ZM18 127V128H17ZM27 127V126H26ZM26 127H23V129L25 128L26 129ZM39 127V128H40ZM101 127V126H100ZM107 127V126H106ZM126 127V126H125ZM181 127V128H180ZM206 127V129L208 128V126H205ZM0 128H2V127H0ZM11 127H9V129H10ZM21 128V127H20ZM108 128V127H107ZM138 128V127H137ZM184 128V127H183ZM209 128L210 129H207V132H209V133H213V131H214V129H212V127L211 126H209ZM6 129V128H5ZM8 129V128H7ZM6 129V130H7ZM9 129H8V131H9ZM108 129V130H109ZM173 129V128H172ZM203 129H205V128H203ZM202 129V130H203ZM206 129H205V131H206ZM32 130V129H31ZM30 130V131H31ZM140 130V129H139ZM162 130V129H161ZM39 132V131H38ZM49 132V131H48ZM125 132V131H124ZM140 132H142V131H140ZM143 132V133H144ZM261 132V131H260ZM107 133V134H106ZM143 133H139V134H136V136L134 135V136H128V135H126V134H122L121 132H120V135H116L115 137L113 136V138H114V140L115 141H117V142H119V141H124L125 143H127V146H126V149H127V153H128V155L126 156V157H124V158H122V161H120L119 163H118V161H117V163H118V165L116 166V168H115V171L116 170H118L119 168V166H121V168H120V170H122V171H124L123 169L125 168V167H127L126 166V164H129V163H131L132 162V160H133V157L135 156L134 154H136L137 153V151H139V150H137V147H139L138 145L140 144V143H142V142H145V141H148L147 140V138L144 136L145 134H143ZM170 133V132H169ZM259 133V132H258ZM262 134L264 133V130H263V132H261ZM260 133V134H261ZM48 134V133H47ZM117 134H119V133H117ZM157 134V133H156ZM159 134V133H158ZM166 134V133H165ZM167 134H168V132H167ZM110 135V134H109ZM155 135V134H154ZM153 135V136H154ZM82 136V137H81ZM112 136V135H111ZM152 136V137H153ZM160 136H161V134H160ZM181 136H183V135H181ZM213 136V135H212ZM158 137V136H157ZM156 137V138H157ZM188 138H191V136H187ZM228 137V136H227ZM102 138V139H103ZM111 138V137H110ZM109 138V139H110ZM149 138V137H148ZM186 138V137H185ZM230 138V137H229ZM0 139V140H1ZM97 139V140H98ZM108 139V141H110V140H112V138L109 140ZM202 139V138H201ZM226 139V138H225ZM230 139H232V137L230 138ZM251 139V138H250ZM250 139L247 137V138H245L244 139V141H243V144H245V145H248V146H250V144H251V142H250ZM22 140H24V141H22ZM155 140V139H154ZM189 139H187L186 138V142L188 141ZM22 141V142H21ZM78 141V140H77ZM96 141V142H95ZM233 141H234V139L233 140H228L226 143H229L230 145H231V147L234 145V143H233ZM24 142H26V143H28V144H25ZM113 142V141H112ZM22 143H24V146L22 145V146H20ZM101 143V142H100ZM116 143V142H115ZM121 143V142H120ZM98 144V143H97ZM148 144V143H147ZM189 144V143H188ZM0 145H1V143H0ZM100 145V144H99ZM123 145V144H122ZM177 145V144H176ZM185 145H187L186 143H185ZM184 145V147L186 148V147H189L188 145L187 146H185ZM190 145V144H189ZM2 146V145H1ZM29 146V147H28ZM101 146V145H100ZM147 146V145H146ZM164 146V147H165ZM183 146V145H182ZM236 146V145H235ZM252 146V145H251ZM72 147V146H71ZM97 147V146H96ZM106 147V146H105ZM164 147H162V148H164ZM190 147H192V146H190ZM9 148V149H8ZM110 148V147H109ZM180 148V147H179ZM178 148V149H179ZM71 149H73V148H71ZM70 149V150H71ZM78 149V148H77ZM76 149V150H77ZM87 149V148H86ZM108 149V148H107ZM139 149V148H138ZM181 149V148H180ZM188 148H186V150L184 149V148H182L181 150H180V152H181V154H189V155H193L194 153H193V151H188L187 150ZM4 150V151H5ZM47 150V149H46ZM50 150V149H49ZM79 150V149H78ZM94 150V149H93ZM92 150V151H93ZM109 150V149H108ZM163 150V149H162ZM183 150V151H182ZM194 150V149H193ZM256 150V149H255ZM15 151V150H14ZM18 151V152H19ZM52 151V152H53ZM85 151V150H84ZM178 151V150H177ZM185 151H186V153H185ZM240 151V150H239ZM10 152V151H9ZM13 151H11V153H12ZM46 152V151H45ZM95 152V151H94ZM183 152V153H182ZM241 152V151H240ZM8 153V152H7ZM33 153H35V154H37L36 156V158H34V156H33ZM51 153V152H50ZM49 153V154H50ZM55 153V152H54ZM83 153V152H82ZM90 153V154H89ZM107 153V152H106ZM126 153V154H127ZM177 153V152H176ZM53 154V153H52ZM52 154H50L51 156H52ZM125 154V155H126ZM139 154V153H138ZM197 154V153H196ZM240 154V153H239ZM10 155H12V154H9V156ZM16 155V156H17ZM47 155V154H46ZM49 155V156H50ZM109 155H111L112 156V153L111 154H109ZM109 155H105L104 154V157L105 156H109ZM134 155V156H133ZM159 155V154H158ZM154 156V157H152V158H150L149 160H146V161H144L143 163H142V165H141V168H140V172H139V174L141 175V174H144V172H146V171H148V170H152L153 168H154V166L155 165H160L161 166V164H163L162 163V161H163V158H160V156ZM198 156H199V154H197ZM136 156H137V154H136ZM177 156V155H176ZM194 156V157H193ZM192 157H193V159L190 157V159H192V160H194V159H198V157H195V155H193ZM202 156V155H201ZM200 156V157H201ZM7 157V156H6ZM55 157H56V155H55ZM57 157H58V159H57V161L59 160V158H61L62 156H59V155H57ZM94 157V158H93ZM103 157V156H102ZM103 157V158H104ZM212 157V156H211ZM16 158V157H15ZM47 158H49V157H47ZM46 158V159H47ZM54 158V157H53ZM63 158V157H62ZM110 158V157H109ZM138 158V157H137ZM202 158H204V157H202ZM202 158H201V162H205V160L206 159H204L203 161H202ZM206 158V157H205ZM110 159H112V158H110ZM56 160V159H55ZM65 160V159H64ZM98 160H101V159H98L97 158V161ZM106 160V159H105ZM105 160H102V162L104 163L105 162ZM200 160V159H199ZM51 161V160H50ZM63 161V160H62ZM66 161V160H65ZM108 162H109V159L107 160ZM107 161H106V163H107ZM112 161V160H111ZM110 161V162H111ZM6 162V163H5ZM24 162V161H23ZM71 162H73L74 163V165L72 166L71 164H73V163H71ZM96 162V161H95ZM94 162V163H95ZM208 162V161H207ZM3 163H5V164H3ZM18 163V162H17ZM48 163V162H47ZM46 163V164H47ZM98 164H100L99 162H97ZM240 163V162H239ZM242 163V162H241ZM254 163H256V164H258V165H261V166H263L264 167V162L261 160V161H256V160H254ZM8 164H7V167H8ZM25 164V163H24ZM49 164V163H48ZM97 164V165H98ZM102 164V163H101ZM165 164V163H164ZM205 164V163H204ZM243 164H246V163H243ZM21 165V164H20ZM91 165V164H90ZM166 165V164H165ZM255 165V164H254ZM111 166V165H110ZM163 166V165H162ZM6 167V168H7ZM11 167H8V168H11ZM19 167V169H20V166H18ZM75 167V169H77ZM140 167V166H139ZM164 167V166H163ZM167 167V166H166ZM3 168V167H2ZM5 168V169H6ZM7 168V169H8ZM24 168V167H23ZM98 168V167H97ZM128 168V167H127ZM1 169V168H0ZM6 169V170H7ZM18 169V168H17ZM155 169V168H154ZM165 170H168L169 168H164ZM164 169H162V170H164ZM10 170V169H9ZM74 170V169H73ZM119 170V171H120ZM170 170V169H169ZM1 171H3V170H1ZM13 171V170H12ZM75 171V170H74ZM78 171V170H77ZM111 171V170H110ZM114 171V170H113ZM115 171H114V175L115 176H113V175H111V176H106L107 178L106 179H115V181L117 180V182H118V180L121 178V177H123V176H120V173L119 172H117L118 174L116 175L115 174ZM232 171V170H231ZM4 172H5V170H4ZM97 172V171H96ZM95 172V173H96ZM107 172V171H106ZM165 172V171H164ZM250 172V171H249ZM6 173V172H5ZM13 173V172H12ZM76 173V174H75ZM108 173V172H107ZM123 173V172H122ZM15 174V173H14ZM6 175V174H5ZM4 175V176H5ZM253 175V174H252ZM12 176H13V174H12ZM84 176H82V177H84ZM0 187H2V188H4V187H8L10 184H13V183H10V182H7L5 179L3 180V176H1L0 175ZM7 179V178H6ZM78 179V181H76ZM84 179V178H83ZM98 179V178H97ZM105 179V180H106ZM15 181V180H14ZM19 181V180H18ZM60 181H61V183H62V181H67L66 182V186L68 187H66V188H64V187H59L58 185H57V183L59 182V184H60ZM70 181V182H69ZM82 181V180H81ZM123 180H121V182H122ZM105 182V184H107L106 183V181H104ZM104 182H102V184L101 185H103V183ZM120 182V183H121ZM19 183V182H18ZM21 183V182H20ZM64 183V182H63ZM228 183V182H227ZM17 183H15V185H16ZM30 184V183H29ZM29 184H27V185H29ZM98 184V183H97ZM105 184H104V187H105ZM122 184H123V182H122ZM14 185V186H15ZM113 185V184H112ZM227 185V184H226ZM17 186V185H16ZM21 186V185H20ZM44 186V185H43ZM45 186H44V188H45ZM65 186V185H64ZM122 187L124 186L125 187V189L128 187V186H130V184L129 183H126V182H124V184L123 185H121ZM103 187V188H104ZM232 187V186H231ZM230 187V188H231ZM21 188V187H20ZM26 188H25V190H26ZM37 188H39V190L37 189ZM72 188V187H71ZM90 188H92V187H90ZM17 189V188H16ZM107 190H109L108 188H106ZM105 189V190H106ZM3 190V189H2ZM73 190V188L71 189V191ZM13 193V195L11 194V197H10V195H9V197H10V199L11 198H14V200H16V198H20V196H19V194H18V197H17V193H15L13 190H11ZM24 191V190H23ZM30 191H31V194H33L32 192H35L34 193V195L32 196V195H30ZM121 191V190H120ZM92 192V191H91ZM110 192V191H109ZM72 193V192H71ZM108 193V192H107ZM118 193V192H117ZM122 192H120L119 194H121ZM260 193V192H259ZM24 194V195H25ZM45 194V193H44ZM46 194L44 195V196H46ZM84 194V193H83ZM109 194V193H108ZM111 194H112V192H111ZM23 194L21 195V198H22V196H24ZM51 195V196H52ZM89 195V194H88ZM92 195H94V194H92ZM2 196V195H1ZM41 196V195H40ZM39 196V197H40ZM48 196V195H47ZM55 196V197H54ZM84 196V195H83ZM89 196H91V195H89ZM98 196V195H97ZM105 196V195H104ZM104 196H102V198L104 197ZM92 197V196H91ZM99 197V196H98ZM107 197V196H106ZM109 197V196H108ZM106 198L105 200H104V202H103V206L105 207H102L101 209L103 210H101L100 212H99V220H101V218L104 216V215H109V212H105V211H107L106 210V208L107 209H111V208H109V204H112V203H114L113 202V200H110L109 198ZM246 197V196H245ZM249 197V196H248ZM251 197V196H250ZM4 198V197H3ZM20 198V199H21ZM37 198V197H36ZM35 198V199H36ZM52 198V199H53ZM94 198H95V196H94ZM252 198V197H251ZM2 199V198H1ZM26 199H28V197L26 198ZM35 199L33 200V202L35 201ZM38 199V198H37ZM87 199V198H86ZM97 199V198H96ZM252 199H257V200H259V201H263L264 202V195H261V194H258V195H256L255 196V198H252ZM252 199H251V201H252ZM13 200V202H16V201H14ZM19 200V199H18ZM28 200H30V199H28ZM32 200H30V201H21L20 203H22L23 202V206H24V203H25V205H26V202H28V204H29V202H31ZM40 200V199H39ZM91 200L93 201V200H95V199H92L91 198ZM91 200L90 199H88V200H86V202L85 203H82V202H76V204L74 205L75 207L73 208V210L75 211V209H76V211H77V209L79 210V209H82V210H87V208H89V203L91 204ZM98 200V199H97ZM37 201V200H36ZM48 201V200H47ZM53 201V200H52ZM54 201V202H55ZM72 201V200H71ZM243 201V200H242ZM8 202V201H7ZM12 202V201H11ZM257 202V201H256ZM17 203H19V202H16V205H17ZM19 203V204H20ZM48 203V202H47ZM74 203V202H73ZM255 203V202H254ZM253 202L251 203V204H254ZM261 203V202H260ZM72 204V203H71ZM94 204V203H93ZM231 204V203H230ZM15 205V204H14ZM249 205H250V201L248 200V199H246V201L244 200V202H243V208L245 209V208H247V206L249 207ZM3 206H5V205H3ZM21 206V205H20ZM44 206V205H43ZM47 206V205H46ZM65 206V205H64ZM69 206V205H68ZM107 206V207H106ZM241 206V205H240ZM111 207V206H110ZM262 207V206H261ZM261 207H259V208H261ZM27 208H29V207H27ZM42 208V207H41ZM252 208V207H251ZM2 209H3V207H2ZM16 209H18V208H16ZM113 209V208H112ZM262 209V208H261ZM25 210V209H24ZM114 210V213H110L111 215V218L110 219H114V218H118V216H121V212L119 211V213H118V215H117V211H115V209H113ZM113 210H112V212H113ZM26 211V210H25ZM110 211V210H109ZM261 211H263V210H261ZM18 212V211H17ZM73 212V211H72ZM21 213V212H20ZM25 213V212H24ZM70 213H71V211H70ZM73 213H75V212H73ZM73 213H71V215L73 214ZM105 213H107V214H105ZM69 214V213H68ZM26 215H28L27 213H26ZM47 215V214H46ZM107 215V216H108ZM78 216V215H77ZM97 216V217H98ZM23 216H22V214L21 215H18V214H16L15 216H13V218H12V216H11V218L14 220V218L16 219L15 221H20L21 222V220L24 222V223H26V222H28V220H26V222L24 221V219H28V217H26L25 216V218H22ZM72 217H74V214H73V216ZM81 217V216H80ZM79 217V219H80V221H81V227H84V228H86L87 227V229H88V227L90 228V230H94L96 227H97V230H98V234L96 235V236H94V237H92V238H88L86 235H84V233H77L74 237H73V233L75 234V231L73 232L72 230H75L74 228V225H73V229L71 230V228H70V226L72 225H70L69 226V223L68 224H66L65 222H66V220H63V218L61 217V219L63 220V222H64V224H63V233L65 232V233H68L67 234V236L68 237H63V238H61L60 236L58 237V235L60 234V233H57L55 236L53 235V238L54 237H58V238H60V239H57V240H53V239H51L50 240V238L49 239H47V240H43V241H39L38 243H36V244H34L33 246H32V251L35 253V254H37L38 255V257L39 258H41L40 260H42V259H45V258H47L48 257V260H49V258H50V260H49V263L48 264H58L57 263V260H58V258H59V256H56V253L57 252H59V253H61L60 251L61 250H63V252L65 253H63V255H68V251L70 250V248H72V246L74 245V244H77L78 243V246L79 247H81L82 248V251L84 250V251H86L87 250V253H88V251L90 250V251H92V249L94 248L93 246H95L96 245V249H97V251H99V252H101V253H103V258H101L100 256H99V254H98V252H95V253H91L90 254V252L88 253V256H90V257H88V258H91V263H93V262H100L101 264H112V263H114L115 261H112L111 260V258H109V259H105L104 258V254H106V253H109V252H111L112 251V249H113V243L111 242V237H112V235L111 234H113V232H111V234H110V232L108 231L107 232V230H106V228H105V225H101V224H99L100 222H99V220L97 219V217L95 218L96 220H98V221H96L97 223L94 225V224H92V225H89V224H91V223H89L90 222V220H89V218H80ZM89 217V216H88ZM2 218V217H1ZM4 218V217H3ZM2 218V219H3ZM10 218V217H9ZM9 218H6V219H8L9 221H10V219ZM108 218H109V216H108ZM253 218V217H252ZM5 219V220H6ZM55 219V218H54ZM60 219V220H61ZM110 219H108V221L110 220ZM239 219V218H238ZM49 220H51V218L49 219ZM254 220V219H253ZM249 221V222H247L246 224H247V226L246 225H244V226H246V228H248V230L251 228V227H253V224H257L258 225V227H260L259 226V224L260 225H262V223H261V221H259V219H255L254 221ZM261 220V219H260ZM54 221V220H53ZM56 221V220H55ZM54 221V222H55ZM68 221V220H67ZM93 221V220H92ZM0 222H4V221H2V220H0ZM19 222V223H20ZM30 222V221H29ZM5 223V222H4ZM3 223V224H4ZM14 223V222H13ZM11 224V222L9 223V224H11L10 226H13L14 224ZM17 223V222H16ZM22 223V222H21ZM94 223H95V220H94ZM8 224V222H6V225ZM47 225L49 224V226L47 227V229L49 228V233H50V231L51 232H53L54 230V228H53V226H52V224H53V222L51 223V225H50V223L48 222V223H46ZM57 224V223H56ZM78 224V223H77ZM2 225V224H1ZM5 225V224H4ZM34 225V224H33ZM45 225V224H44ZM93 225H94V227H93ZM80 226V225H79ZM256 226V225H255ZM23 227V230H25V232L28 230V228H30V227H27L26 226V224H25V226L24 225H22L21 226V228ZM42 227V226H41ZM46 227V226H45ZM55 227V226H54ZM61 227V226H60ZM24 228H27V230L26 229H24ZM50 228L53 230H50ZM56 228H57V226H56ZM84 228H81V229H84ZM4 229H5V227H4ZM7 229V228H6ZM32 229V228H31ZM30 229V230H31ZM43 229H46V228H43ZM61 229V228H60ZM80 229V230H81ZM244 229V228H243ZM29 230V231H30ZM40 230V229H39ZM56 230H58V229H56ZM55 230V231H56ZM85 230V229H84ZM89 230V229H88ZM247 230V229H246ZM250 230H252V229H250ZM249 230V231H250ZM258 230V229H257ZM260 230V229H259ZM259 230H258V232H259ZM10 231V230H9ZM244 231V230H243ZM263 232H261L260 234H258V236H257V241H261V239L264 237V229L262 230ZM24 232V233H25ZM56 232H58V231H56ZM85 232V231H84ZM104 233V234H106V236L104 237V239H102V238H100V234L101 233ZM28 233V232H27ZM30 233V232H29ZM33 233V232H32ZM64 233V234H65ZM236 233V232H235ZM246 233V232H245ZM52 234V233H51ZM23 235H25V234H23ZM8 236V235H7ZM13 236V235H12ZM12 236H9V238L10 237H12ZM231 236V235H230ZM8 238V239H9ZM15 238V236L13 237V239ZM52 238V237H51ZM73 238H76V239H73ZM5 238H3V240H4ZM15 239H17V237L15 238ZM15 239L14 240H8L7 242H11V243H14V241H15ZM264 239V238H263ZM2 239H1V243H4L6 240H7V238L5 239V241L4 242H2L3 241ZM18 240V239H17ZM17 240H16V242H17ZM255 240V239H254ZM22 241H23V238H21V237H19V240H18V244H16V245H19L20 247H22L21 246V244H23L22 243ZM113 241V240H112ZM256 241V242H257ZM6 242V243H7ZM9 242V243H10ZM20 242V243H19ZM25 243V242H24ZM98 243V244H97ZM258 243V242H257ZM240 244H242V243H240ZM12 245V244H11ZM15 245V244H14ZM239 245V244H238ZM255 245H257V244H255ZM9 246V245H8ZM115 246V245H114ZM261 246V245H260ZM17 247V246H16ZM76 247V246H75ZM116 247V246H115ZM245 247V246H244ZM240 248V247H239ZM254 248V247H253ZM256 248V247H255ZM21 249V248H20ZM69 249V250H68ZM115 249H117V248H115ZM245 249V248H244ZM65 250H66V252H65ZM68 250V251H67ZM252 250V249H251ZM254 250V249H253ZM125 251V248H124V246L122 247V248H120V247H118V253H121L122 254V252H124ZM236 251V250H235ZM115 252H116V250H115ZM257 252H258V250H257ZM58 253V254H59ZM86 253V254H87ZM117 253V252H116ZM256 253V252H255ZM260 253V252H259ZM70 254V253H69ZM90 254V255H89ZM250 254V253H249ZM11 255V254H10ZM83 255V254H82ZM259 255H261V254H259ZM86 256V255H85ZM105 257H107V256H105ZM253 257V256H252ZM263 257V256H262ZM257 258V257H256ZM260 260V259H259ZM263 260V259H262ZM262 260H260V261H262ZM12 261V260H11ZM43 261V260H42ZM46 261V260H45ZM47 262V261H46ZM18 263V262H17ZM20 264H21V262H19ZM37 263V262H36ZM61 263V262H60ZM261 263V262H260ZM23 264H32V262L30 263V262H23ZM39 264V263H38ZM263 264V263H262Z\"/></svg>",
  "mask_w": 264,
  "mask_h": 264
},
{
  "label": "snow or ice",
  "instance_id": "snow-or-ice-1",
  "mask_svg": "<svg viewBox=\"0 0 264 264\" xmlns=\"http://www.w3.org/2000/svg\"><path fill=\"white\" fill-rule=\"evenodd\" d=\"M227 27V25H225ZM71 35V33H70ZM254 68L264 67L262 65L253 64ZM257 75L264 76V72H258ZM65 87L68 90H73L75 88L74 85H68L67 82ZM111 95V94H109ZM246 100H260L264 101V96L261 97H247ZM101 100L100 96H97L94 102L90 105L91 108L97 109L99 111L103 108V105H100L99 102ZM244 103V100L237 99L234 104L241 105ZM230 111H234V109H230ZM92 127V117L86 114L85 112L77 111L71 113L62 123L61 127L57 129V133L48 141V143L38 149V152H43L46 149H55L59 147V145H72L74 147H80L81 144L75 143V140L80 139L81 132L87 133ZM61 135L64 136V139L58 140V137ZM264 139V136L260 137ZM113 152L115 153V148H113ZM99 168L100 166L97 165ZM257 167H262L261 165H257ZM135 187V186H134ZM189 202L194 203L192 201V197L189 196L186 198ZM223 201V197H219ZM184 201H176L171 206H165L161 213H158L155 219L163 221L162 224H149V227H155L158 229V234L153 237H144L141 238L136 235L135 229L132 232H128L127 230L134 225H143L141 221H128L123 226L120 227L121 240H127L128 243L124 244L125 252L122 255H128L133 258L140 264V261L151 260L155 262L157 260V255H159L160 260H164L167 258L166 249L170 247H174L172 244L173 239L176 236V233L182 231L179 228L178 224L187 225L189 223L188 215L190 209L182 208ZM241 207H243V201H240ZM175 208L176 211L172 212L170 209ZM166 214V215H165ZM199 215V214H198ZM2 219V218H0ZM149 219H152L151 217ZM61 224L64 222L61 221ZM73 223H81L80 221H73ZM138 241V242H137ZM228 241H225L223 245L220 247L223 249V254L226 256L231 255V248L229 247ZM176 251H180L179 248L175 249Z\"/></svg>",
  "mask_w": 264,
  "mask_h": 264
}]
</instances>
